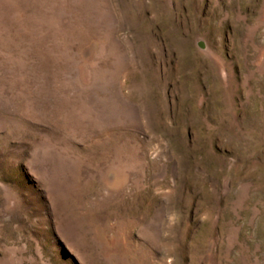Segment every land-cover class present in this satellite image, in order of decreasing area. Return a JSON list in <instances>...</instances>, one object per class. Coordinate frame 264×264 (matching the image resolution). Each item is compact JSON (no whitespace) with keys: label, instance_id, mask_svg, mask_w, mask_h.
<instances>
[{"label":"rangeland","instance_id":"1","mask_svg":"<svg viewBox=\"0 0 264 264\" xmlns=\"http://www.w3.org/2000/svg\"><path fill=\"white\" fill-rule=\"evenodd\" d=\"M0 264H264V0H0Z\"/></svg>","mask_w":264,"mask_h":264}]
</instances>
